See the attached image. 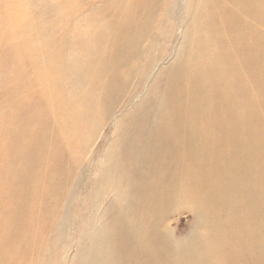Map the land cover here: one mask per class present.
Segmentation results:
<instances>
[{
    "label": "rangeland",
    "instance_id": "obj_1",
    "mask_svg": "<svg viewBox=\"0 0 264 264\" xmlns=\"http://www.w3.org/2000/svg\"><path fill=\"white\" fill-rule=\"evenodd\" d=\"M194 1L170 0L166 26L162 24L163 19L160 22V16L157 17L153 30L155 33L159 32L158 41L150 55L156 57L166 52V58L161 60L163 62L155 61L142 85L134 89L135 93L132 90L148 58L146 48L143 51L122 49L118 53L119 57L117 54L115 59L106 64L111 67L110 70L118 67L122 73L131 71L132 75L130 79L127 75H118V82H115L114 91L110 94L109 89H101L111 72L104 71L109 69L106 65L103 66L102 58L98 57L102 55V51L88 49L89 37L85 34L89 31L99 33L98 22L93 26L90 24V27L87 22L99 18L98 10L102 4L109 2L111 9L115 10L121 5L118 1L0 0V131L5 129L11 117L17 119L21 133L36 131L39 125L45 127L40 124L39 117L42 116L41 111H47L54 120L65 123L70 128L73 133L71 136L76 138L77 143L72 164L71 160L69 162L61 157L63 160L57 161V169L51 158L50 151L53 146L49 144V140L45 144L29 142L27 152L24 151L22 156L27 158L33 151L44 150L43 159L37 164V172L26 187V198L18 199L17 192L7 197L15 185L10 186L4 179L12 175V172H5L11 170L12 165H16L21 159V147L17 141L0 135V230L5 228L10 231L4 240L6 249L13 251L8 264H104L107 254H95L91 259L88 255L98 236L115 233L120 221L122 224L132 223L133 219L140 217L139 212L135 214L134 209L135 206H140L139 199L143 194L140 190L145 185L144 177L147 176L140 175L137 180L134 176L132 166L135 167L137 152L145 150L140 163L144 162L141 168L147 175H150V163L157 167L155 184L165 181L172 185L187 172L183 170L186 160L182 143L178 142L168 128L165 135L155 119L158 113L160 115L158 106L161 105L162 98L169 92L174 70L178 72L179 64L186 53L184 47L187 38L184 35L187 30L190 33L197 26L199 9L197 6L194 12ZM196 1L202 3V0ZM255 26L264 36V23ZM73 42L78 49L71 52ZM164 44L166 48L162 50ZM142 45L146 47L147 42ZM135 52L136 55L142 54L143 61L140 64L132 66L130 61L126 62V66H119L120 59L126 61L125 57ZM75 59L78 60L74 61ZM58 80L81 84L82 92L72 102L70 94L62 98L68 97L67 99L56 101L52 86ZM93 86L101 91L99 94L102 97H107L109 106H116L106 122L99 124L97 118L86 124L87 128L79 131L78 127L83 118L80 110L84 92ZM129 94V101L125 102V97ZM117 102H120L119 106ZM106 106L103 104L96 107V110L104 113ZM253 113L254 109L250 107L249 115L252 117ZM45 115L48 116L47 113ZM124 117L129 120L124 122ZM251 117L252 122H257L264 129V112L259 118ZM54 120H50L51 125H48L53 130L57 128ZM85 123L86 121L83 125ZM92 123L101 127L93 137L88 130ZM120 124H123L122 127H129L128 133L123 137H118ZM119 138L122 139L120 153L115 147ZM162 138L165 143L161 142ZM63 147L66 149L68 144ZM248 150L249 146L243 148L245 153ZM260 158L253 160L254 165L249 173L242 176L250 180L253 191L256 190V181L260 174L257 167L264 163V158ZM225 161V170L219 172L221 179L234 178L233 168L236 165H241L244 169L245 162L233 159ZM50 172L59 178L55 179L58 188L51 195L55 196L53 199L56 203L47 214L43 205V194L46 192V184L48 185L45 181H54L47 175ZM129 185H133L135 189L131 192L127 189L123 191L122 186ZM18 186L16 184L15 189ZM119 194L130 202L127 208L118 202ZM59 200L62 201L57 206ZM7 202L10 203L11 210L3 223L4 206ZM182 207L183 204L179 202L174 209L173 206L166 209L164 225L160 227L166 234V246L170 248L164 264H214L215 261L218 264L219 256L223 258V262L231 264L235 256L233 258L221 250L224 245L227 246L224 241L215 240L211 243L222 255L202 250L204 241H201V228L208 217L200 210ZM39 208L43 210L44 216H41ZM106 264L113 262L108 261Z\"/></svg>",
    "mask_w": 264,
    "mask_h": 264
},
{
    "label": "bare ground",
    "instance_id": "obj_2",
    "mask_svg": "<svg viewBox=\"0 0 264 264\" xmlns=\"http://www.w3.org/2000/svg\"><path fill=\"white\" fill-rule=\"evenodd\" d=\"M116 1L121 5L115 10L111 9L109 2L102 4L98 10L99 18L87 22L89 27L90 24L93 26L98 22L99 33L94 30L95 32L89 31L85 35L89 37L88 49L102 51V55L98 57L102 58L103 66L115 59L122 49L143 51L146 48L148 58L132 90L134 91L142 85L155 61L163 62L161 60L166 58V52L156 57L150 53L154 51L158 41L159 32L155 33L153 30L157 24L156 19L160 16V22L163 19L162 24L166 26L170 0ZM197 6V26L190 33V30H187L184 35V38H187L184 47L186 53L179 64L178 72L174 70L168 87L169 92L162 98L161 105L158 106L160 115L158 113L155 119L165 135L168 128L178 142L182 143L186 160L183 170L187 172L172 185L165 181L155 184L157 167L152 165V168L150 163V175H147L141 168L144 162L140 163L145 150L138 151L132 171L136 180L140 175L147 176L144 177L145 185L140 190L143 193L139 199L140 206H135L134 209L135 214L139 212L140 217L133 219L132 223L122 224L120 221L115 233L100 234L89 251L90 259L94 258L95 254H107L108 260L105 258L107 261L104 260V264L108 261L113 264H164L170 248L166 246V234L160 227L164 225L166 209L172 206L174 209L181 202L182 208L200 210L206 218L208 217L201 228L203 251L221 254L211 243L215 240L224 241L227 246L224 245L221 250L233 258L235 256L231 264H264V163L257 167L260 174L255 191L250 188V180L242 178L254 165L253 160L264 158V129L257 122H252L249 115L250 107L254 109L251 118H259L264 112V36L255 26L264 23V0H202L200 4L195 0L194 12ZM163 39L166 43V37ZM144 42H147L146 47L142 45ZM71 47V52L78 49L75 42ZM162 48L165 50L166 45ZM125 59L126 61L120 59L119 66H126V62L130 61L132 66H135L143 61L142 54L136 55V52L129 53ZM106 67L109 70L104 71H110L111 74H108L109 78L105 80L101 91L109 89L111 94L115 82H118V75H127L128 79L132 76L131 71H124L125 74L118 67L116 70H110L109 65ZM180 67L183 69L180 70ZM81 86L76 82L58 80L52 86L56 94L54 99L65 100L68 97L62 99L64 95L70 94L72 102L76 95L82 92ZM101 91L93 86L84 92L80 110L83 118L78 127L79 131L87 128L86 124L97 118L99 124L111 118L116 105L109 106L107 97L99 94ZM129 96L130 94L125 97V102L129 101ZM119 103L117 102L118 106ZM103 104L108 106L104 113H100L96 107ZM46 113L48 115L47 111ZM46 113L41 111L42 116L39 117L40 124L45 127L39 125L36 131L31 133H21L17 119L13 117L8 120L5 129L0 131L2 137L17 141L22 152L19 154L21 159L18 163L5 172H12V175L4 180L8 181L10 186L15 185L7 197L17 192L18 199L26 198V187L37 172V164L43 159L44 150L38 152L34 149L36 151L30 153L27 158L22 156L24 151L27 152L29 142L45 144L49 140V144L53 146L50 151L51 158L57 169V161L63 160L61 157H65L69 162L71 160V164L74 161L73 157L77 152L76 138L71 136L73 133L65 123L46 116ZM50 120L56 122V129L48 127L51 125ZM128 120L127 117L123 118L124 122ZM122 126L123 124H120L118 137L128 133L129 127ZM100 128L92 123L88 129L91 137L96 135ZM154 128L155 126L152 129ZM121 141L119 138L115 144L117 152L121 150ZM161 142L165 143L164 138ZM66 143L68 147L65 149L63 145ZM245 146H249L248 153L243 151ZM230 159L245 162L244 169L241 165H236L235 169L233 168L234 178L221 179L219 172L225 170V160ZM170 167L172 168V165ZM236 173L238 175H235ZM47 175L54 181L59 178L52 172ZM54 181H45L48 183L43 194L45 213L51 211V207L56 203L53 199L55 196H51L58 188ZM16 184H19L18 189H15ZM122 188L128 192L135 189L133 185ZM123 200L126 199L119 194L118 202L127 208L130 202L126 200L123 203ZM60 201L62 200L57 202V206ZM9 202L4 206L3 223L11 210ZM40 208L39 212L44 216ZM9 233L5 228L0 230V264H8L9 257L13 254L11 249H6L4 241ZM218 264L229 263L223 262V258L219 256Z\"/></svg>",
    "mask_w": 264,
    "mask_h": 264
}]
</instances>
